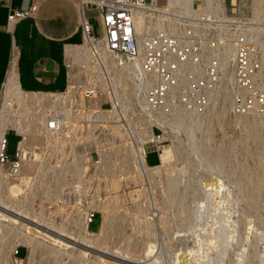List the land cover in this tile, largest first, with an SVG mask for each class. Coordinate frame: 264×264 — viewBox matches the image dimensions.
<instances>
[{
    "label": "bare ground",
    "instance_id": "6f19581e",
    "mask_svg": "<svg viewBox=\"0 0 264 264\" xmlns=\"http://www.w3.org/2000/svg\"><path fill=\"white\" fill-rule=\"evenodd\" d=\"M160 1L161 0H153L152 4L147 5L146 7H144V9H139L135 12L134 23L136 32L140 38H143V35L149 33V31L154 30L158 27L164 28L168 31L170 30V32L173 31V29L175 32H179L181 27L180 25H174L172 27V19H170L171 16L164 15V17L162 18L159 17L160 15L165 13H168L169 15L174 14L175 16L179 17L184 14H189L193 12V15L197 18L201 16L205 17L206 15H209L211 13H217L221 15L226 10V0H167V5H161L159 3ZM233 1L236 2V0ZM259 12L260 10L256 9L255 13L258 14ZM67 55L68 57L73 58V64L71 65L69 90L66 92V94L61 93L54 95L49 93H26L22 91L17 81L15 64H13V68L5 84L2 111H0V141L3 138L6 130H8L9 128L17 130V132L24 137V140L20 144V152L21 156L24 155L26 159L24 160V164L21 169L22 171L17 175L6 173L4 168L0 166V238H3L2 236H4V229L6 230L5 234L8 233L6 234L8 235V237H5V239H8L6 240L7 242H5L6 244L4 245L3 243H1L4 246L3 249L6 251V255L5 257L1 255L0 260L4 261L5 264H13V256L17 248L18 242L17 241L15 244L14 241L20 238L22 240L21 244L24 243V245L30 248L31 255L37 252L38 255H40V258L43 255L50 261L52 258L53 261H60V259L62 258H67L70 260V263L74 261L77 264H264V228L262 227V225L264 224V216L261 215L263 217L261 218L256 214V212H259L255 207L258 205L257 203L253 205L251 202L253 207H251V204L249 205V207L251 208L248 212L250 213H247L244 210H241L240 212L239 210H237L238 208H234L235 203L238 202L235 198L238 197V199H240V195L237 194L235 191H232L223 181V177L219 176L222 170L225 169L224 171H227L228 169L226 168L228 155L226 154L227 157H225L226 155L224 156V153L226 152L223 153V150L220 147L223 155L219 153L220 151L217 152V154H220L218 156L217 154H215L214 151L213 155L215 154V157L206 156L207 154H204L206 157L205 160L209 166L207 167L208 170L211 167L216 169V167L214 166L218 165L222 168L220 172L217 169L220 174H212L213 176L209 180H207V182H203L204 184L202 183V186L200 183L199 186L201 187L198 192H195L194 190L196 194L194 195V198L199 200H194L197 204L196 209L194 211V216H192L191 213L190 214L193 218L192 220L195 221L194 225L196 226L189 227V218H184L183 214L181 216H183L184 221L181 220V218L179 217L177 219L186 223L188 222L189 226L184 227L183 225H181L182 223L179 222L178 223L181 226H178V223V225L175 226V222H172L173 224H175V227L173 225L171 226L172 223L169 224L168 222H171L173 218H171L170 221V218L168 216L172 214L167 215V213H170V209H173L174 211V208H172L170 205L171 208L168 211V208L165 209L166 207L164 205H166L165 203L169 202L173 204L179 198V196H176L175 193L173 194L170 191L172 193L171 195V193L167 191L170 190L169 187L171 188V186H178L175 182V178H173L174 176H172L171 173L175 171L174 168L176 169V167H174L175 163L178 161L176 159L180 158L183 152V150L181 151V149H183L182 141L177 137L169 136V138L171 139V143L168 145H164L161 148L162 151L160 153V163L157 165H150L145 159L146 151L144 143H159L164 139H167L166 136H149L148 134H142L140 131H138L135 136L138 140H143V147H135L132 140L130 141L132 135L129 133H125L122 127L120 126L121 124L118 123L119 115L117 113H115V115H113L111 119H108V116L110 114L102 113L97 117V119H95V123L99 122L104 126H107L112 133L117 135V151L122 153V156H119L120 158L118 159V165L120 166V168H122V165L128 166V170L124 171L126 173V176L122 178V175H114L112 179L106 182V185L103 184L104 195L96 203H94V201L92 200L87 205H85L84 208H80L78 206L73 205L74 208L71 209L72 213L66 210V214L61 216L59 219L45 217L43 216L41 211L32 210L29 206V208L27 207L25 201H29V199L25 200V198H29L30 195L40 193L41 196H45V199L49 200L51 205H53L55 213H57L58 216L62 212L64 213L66 209V202L69 196L72 195L70 193H64L60 196V193L61 190H65L66 192L69 191V187L71 185H59L60 187L58 186V188L56 189L54 188V184H52V187L54 189H51V184H49V182L53 183L54 180L57 179L59 182L61 180L65 181L66 175L68 176L79 173V169L75 161L69 157L64 159L61 163L69 164L67 168H62L57 172L54 171V173H56L55 175H57L58 178L54 180L50 179V177L39 178V174L41 172V169L43 168V165L45 164L50 155L53 159L55 156H57L56 151L58 149L64 148L66 144L70 143V145L66 147L67 152L71 154L70 156L73 155L76 158V155H78L77 149H79L80 145L84 146V143L81 142V140H83V135L85 134V131H83L82 133L80 132L81 138L79 139H72L70 137V131L82 126L83 124L75 127L71 126L65 130H62V132L58 134H52L46 131L44 116L40 117L34 114L35 109L41 107L42 105H46L48 107L54 106L56 99H60V102H62L63 100H68L70 99L69 97H71L74 101L73 103H75V99H77L82 105L85 103L84 96L79 90L83 82L86 79L88 80L90 78V75L88 73L84 77L80 68L81 61H85L89 58L87 47L85 44L74 46L71 45L68 47ZM233 60V50L229 49V51L225 54L224 58V64L226 65L227 74H225L226 76L224 77V72L219 67L220 72L222 73V83L221 85L219 84V87L216 89L215 93L213 92L211 94V101L209 104L210 106L205 115L201 117L184 116L175 122V127L172 126L171 128H174L179 132H182L186 129L187 131H191L196 125L197 127L200 126V128H202L201 126H203V123L207 119H209L210 123H212L216 120L219 121V119H221L220 117L226 116H232L236 123H241L242 126H244V129L249 128L247 130H254L255 132L261 127L264 122V116L257 115L256 113L250 114V116H238L232 111V77L228 72ZM108 74L117 87L129 89L130 85H128L126 81H132L133 87L136 89L138 96H140L142 89L139 88L141 87L142 74L140 72L139 65H137V69L125 71L124 69H119L117 64L112 60L108 63ZM98 80L101 85L105 82L104 77L100 74V72L98 73ZM218 103L223 104V107L221 105L222 109L219 110L221 112H218L220 114H215L216 112L214 111L216 110V108L214 109V107H216L215 105H217ZM206 129L208 130V128ZM261 129H263V126L262 128H260V130ZM201 130L202 129H200V131ZM194 131L196 130L194 129ZM193 132L192 134L194 135V137L192 138L194 139L196 137V133ZM209 132L211 138V135L214 131ZM254 132L251 131L252 134ZM188 133H190L191 135V132ZM248 133L249 131L247 132V134ZM202 135H200V138H203L202 142H204L207 137H202ZM256 135L257 134H255L254 136ZM251 136L252 135H250L249 137ZM254 136H252V138H254ZM249 137H244L245 142L247 138L249 139ZM38 138H40L39 140H41L42 146L44 145L45 147H50L52 149L42 150L39 154H34L35 150L32 149L36 146V144L29 143L28 141L29 139ZM195 139L197 140V137ZM254 140L255 139H253V141ZM192 141L193 140H191V143H194V141ZM210 141L211 140H208L206 143ZM251 141H247L248 144H250ZM196 142L197 141H195V144L197 145ZM224 144L225 143L219 145L223 146ZM118 145H123L124 148H126L121 151V148H119ZM199 145L194 146L196 147V149L198 148L196 152L200 150L199 148L201 145ZM204 145L203 147L208 148L206 145ZM230 146L232 147V145ZM203 147H201V149H204ZM231 147L227 148H230L231 150ZM213 149H215V146L213 147ZM1 150L2 149L0 145V153ZM204 151L206 150L204 149ZM27 152H30L31 154H26ZM254 152L255 150L251 154L253 155ZM198 155L200 156V154ZM99 156H102V154ZM141 160H143V162ZM175 160L176 162H174ZM230 165L232 164L230 163ZM104 167L106 169L107 166ZM235 167L233 166V168ZM242 167L244 166L242 165ZM248 168L250 169V167ZM105 169L98 168L97 173H99V175L97 179L88 180L87 185L94 186L95 188L100 189L102 187L101 177L102 174L106 172ZM229 169L231 170L232 168ZM213 171L215 172V170ZM178 173H180L179 170ZM224 173L225 172H223V175ZM29 174L33 175L32 179H28ZM255 174H257V172ZM36 176H38V178H36ZM180 176L181 175H179V177ZM247 176H249L247 183L244 184V186L243 184H239L240 186L242 185V188H240V193L242 192L241 195L245 194L244 192L249 189L253 190L254 188H257V191L260 190L259 187L261 188V190L264 189V187H262L264 185V171L262 172V174L260 173L256 176ZM253 176H255V178ZM179 177L177 178V180H179ZM227 178L229 177L227 176ZM127 179L128 181L133 180L136 183V189L128 191L126 193V197L131 201L130 206H124L122 204L125 199V195H121V193L115 189V187L120 185L121 181H125ZM238 180L239 179L237 178L236 182H238ZM179 181L177 182L179 183ZM189 181L190 180H188V182ZM44 182L45 184L48 182V186H45ZM193 183L196 184L195 181ZM189 184L191 185V182ZM36 185L42 186V188L39 187V189H37ZM160 185L168 186L166 191L162 190V192L167 196L166 198L161 199V201L163 200L162 202L158 198L160 197L159 194H157L156 192L157 186ZM239 185L237 187H239ZM166 186L164 189H166ZM46 187L49 190H47ZM15 188H19L23 192L25 196L24 199H18L13 195V191ZM176 188L173 187L171 189H175L174 191L178 193V190ZM234 192L239 196H236ZM248 192H246V194ZM90 193H93V190ZM182 193L181 195H183ZM187 194L189 193H185L186 197ZM191 194L194 193L191 192ZM250 194H252V191L250 192ZM75 196L76 195H73L72 198H74ZM180 197L185 198L182 196ZM263 197L261 198L263 199ZM187 198H185L186 201ZM257 198L256 200H258L260 197L258 199ZM185 199L181 201V203L184 201V205L186 202ZM241 199L239 201L243 202ZM263 202L261 203L264 204ZM261 203H259L260 207H262ZM87 206L94 208V211H101L103 213L104 221L100 233L93 234V232L88 230L87 227H89V213L84 216L85 222L83 223L82 228H80L79 233L74 232L70 228V225L76 222V218L85 212ZM176 206L178 207V205ZM153 207L156 210H152ZM187 207L189 208V205ZM260 207L259 210H262V208L260 209ZM239 208L241 209V207ZM183 209L178 210L183 211ZM246 209L248 210V208ZM127 217H131V220ZM127 222H132L135 225V232L137 234L145 236H143V241L140 242L138 241L139 239L133 241L134 238L132 237V241L127 239L128 242L124 243V246L120 245L122 240L120 242L110 243L108 241L109 235L111 234L113 236H118L120 233H122L121 231L123 230ZM167 223L171 226V228H169L170 226L167 227ZM131 228H133V226ZM126 229L127 228L125 227L124 230ZM159 231L161 232V234L159 233ZM132 233H134L133 229ZM159 234L163 237L161 238L164 242V247L166 246L165 250L168 251L169 254H166L167 256L163 255V252L161 253L157 247L158 244L156 241H158L157 237L160 236ZM222 234L225 235V238L223 240L221 239ZM119 236L122 237L123 234L122 236ZM125 236L127 237V235L125 234L123 236V239L126 238ZM160 250L162 251V249ZM42 259H44V257H42ZM0 263L2 264V262Z\"/></svg>",
    "mask_w": 264,
    "mask_h": 264
},
{
    "label": "built area",
    "instance_id": "2783aa9c",
    "mask_svg": "<svg viewBox=\"0 0 264 264\" xmlns=\"http://www.w3.org/2000/svg\"><path fill=\"white\" fill-rule=\"evenodd\" d=\"M0 2L7 4L9 0ZM152 2L79 0L82 44L86 45L89 55L80 64L84 77L87 73L90 75L79 90L85 103L83 107L76 108L69 97L62 102L56 99L52 107L42 105L36 108L34 114L44 116L46 131L58 134L71 126L95 123L102 113L110 114L108 119L117 113L123 131L133 135V144L138 148L143 147V140L135 136L138 131L143 133V129L151 127L159 137L166 132L172 133L171 127H175V122L184 116L205 115L211 94L222 83L220 69L224 77L227 74L224 58L229 49L234 54L228 72L232 77V111L238 116L254 113L264 116V0H226V10L221 15L211 13L196 18L193 12L179 17L165 13L159 17L171 16L172 27L180 25V31L173 29L170 32L158 27L140 38L134 23L135 12ZM256 9L260 10L258 14L255 13ZM89 10L96 17L99 33L94 32V25L87 14ZM33 11H36L35 7L28 12L11 11L7 29L11 30ZM72 60L66 55L69 83ZM112 60L125 71L137 69L139 65L142 74L139 97L132 96L128 88L117 87L109 77L108 63ZM99 72L105 81L102 85L98 80ZM68 90L69 85L61 93L66 94ZM11 132L18 137L12 156L8 154V135ZM23 140L24 137L17 130L9 128L0 141V166L9 174L17 175L22 171L26 159L20 152ZM165 143H144L146 161L149 154L154 152L160 162L161 148ZM35 149L36 146L32 150ZM94 157L96 161H101L98 151ZM61 163L52 161L49 167L57 164L54 170L57 172L69 166ZM51 175L47 174L48 177ZM86 176L93 177L89 176V171ZM67 178L72 181L75 177L69 175ZM98 214V211H90L89 225ZM18 254L16 249L14 255Z\"/></svg>",
    "mask_w": 264,
    "mask_h": 264
},
{
    "label": "rangeland",
    "instance_id": "374dc122",
    "mask_svg": "<svg viewBox=\"0 0 264 264\" xmlns=\"http://www.w3.org/2000/svg\"><path fill=\"white\" fill-rule=\"evenodd\" d=\"M161 5H167V0H161L160 2H159ZM90 20H91V22H92V24L94 25V32H96V33H99V25H98V22H97V20H96V17H94V15H93V13H90ZM127 82V84L128 85H130V88H129V90H130V93L132 94V96H134V97H139L138 96V94H137V91H136V89L133 87V84H132V81H126ZM133 87V88H132ZM127 90V89H126ZM74 102V101H73ZM74 104V107H83L84 106V104L82 105L77 99H75V103H73ZM221 105H222V107H223V104H221V103H218L217 105H215L216 107H214V109L216 108V110L214 111V112H216L215 114H220V113H218V112H221V111H219V110H221L222 108H221ZM221 119H219V121H217V123H216V121L215 122H212V123H210V121H209V119H207V120H205V122L203 123V126H201L202 128H200V126H198L197 127V125L196 126H194V129L196 130V131H194V129L193 130H188L187 131V129L186 130H183L182 132H179V131H177L176 129H174V128H171V130H172V133H164L162 136H166V138L167 139H164L163 140V142H166L165 143V145H168V144H170L171 143V139L169 138V136H173V137H177V138H179V139H181V141H182V148L183 149H181V151L183 150V152H182V154H181V156H180V158L182 159H180V158H178V159H176V160H178L177 162H176V160L174 161V162H176L175 163V165H174V167H176V169L174 168V170L176 171V173H175V171H173L174 172V174H173V172L171 173V175L172 176H174L173 178H175V182H176V184L178 185V186H176V185H174V186H171V188H173V187H177L176 189L178 190V193H176V191H174L175 189H171L170 187H169V189L170 190H168L167 192H169V193H175V195L176 196H179V198L181 199H179L178 198V200H176V202H174L173 204L172 203H165L166 205H164L166 208L165 209H167L168 211H169V209L172 207V208H174V211H173V209H170V213L168 212L167 213V215H169V214H172V215H169L168 217L170 218V221H171V218H175L174 220L172 219V221L171 222H168L169 224H171L172 222L174 223L175 222V224H171V226L173 225H175V226H177L179 223H182L181 225H183L184 227H188L189 226V223H190V226L189 227H194V226H196V225H194L195 224V221H193L192 219V217H191V214H192V216H194V211H195V209H196V201L197 200H199V199H196V198H194V195H196L195 194V192H198V190L200 189V187L205 183V182H207V180H209L213 175L212 174H220L219 176H221V177H223L222 179H223V181L227 184V186L232 190V191H235L237 194H239V195H237L235 192V194H236V196H239V198L241 199V196H242V201L243 202H241V201H239L240 199H238V197L237 198H235L238 202V204L237 203H235V205H234V208L236 207V208H238L237 210H239L240 212H241V210H244V211H246L247 213H250V212H248L249 211V209L251 208V207H253V205L255 204V203H257L256 205L257 206H255L256 207V209H257V211H259V212H256V214L259 216V217H261V218H263L262 216H264V204H262L261 202H263L264 201V189H262L261 190V188L259 187V191H257V188L255 189H253V190H251V189H249V190H246L244 193L245 194H243V195H241L242 194V192L240 193V188H242L239 184H243V186H244V184H246L247 183V180L249 179V176H247V175H250V176H252V175H258V174H262V172L264 171V122H263V124L261 125V127L260 128H262V126H263V129H261L260 130V128L259 129H257L255 132H254V130H247V129H249V128H246V129H244V126H242V124L241 123H239L238 124V122L236 123L235 122V120H234V118L232 117V116H226V117H220ZM224 118H225V120H224ZM230 118V119H229ZM224 120V121H223ZM98 122V121H97ZM223 124H222V123ZM230 122V123H229ZM210 123V124H209ZM219 123V124H218ZM221 123V124H220ZM233 123H235V124H233ZM206 125H208V126H206ZM235 125H237V126H235ZM210 126V127H209ZM214 127V128H213ZM204 128H205V130H204ZM206 128H208V130L206 129ZM209 128H210V130H209ZM212 128V129H211ZM200 129H202L201 131H200ZM214 129V130H213ZM206 130H207V132H206ZM244 130H245V132H244ZM83 131H85V134L83 135V140H81V142H83L84 143V146H82V145H80L79 146V149H77V151H78V155H76L77 157L75 158L73 155L72 156H70L71 154H69L68 152H67V149H66V147L67 146H69L70 145V143L69 144H66L65 145V149L64 148H61V149H58L57 151H56V153H57V156H55L54 157V159L53 158H51V155L49 156V158L47 159V161L45 162V164L43 165V168L41 169V172H40V174H39V178H47L48 176H47V174H52L51 175V177H50V179L51 178H53V180L54 179H56V178H58V176L57 175H55L56 173H54V170H55V168L57 167V164H52V166H50L49 167V162L51 163L52 161H54V162H62L64 159H66V158H71L72 160H74L75 161V163H76V165H77V167H78V169H79V173H77V174H74V177L75 178H72V181H69V180H67L68 178V176L66 177V180L64 181V180H61L60 182L58 181V179L57 180H54V182L53 183H50L49 182V184H51L50 186H51V189H54V188H58V186L60 185V186H64V184H69V185H71L69 188H70V190L69 191H65V190H61V193H60V196L61 195H63L64 193H70L72 196H69V198H68V200H67V202H66V209H65V212L63 213H61L59 216H58V214L57 213H55V210H54V208H53V205H51V203L49 202V200H46L45 199V196H41L40 195V193H36V194H34V195H30L29 196V198H25V196H24V194H23V192L19 189V188H15L14 189V191H13V195L16 197V198H18V199H24L25 198V200L26 199H29V201H25L26 202V204H27V207L29 206L32 210H39V211H41V213L43 214V216H45V217H50V218H52V219H59L61 216H63V215H65L66 214V210H68L70 213H72V211H71V209L72 208H74L73 207V205H75V206H78V207H80V208H84V206L85 205H87L90 201H94V203H96L101 197H103V195H104V189H103V186L104 185H106V182H108L110 179H112L113 178V176L114 175H122V178L124 177V176H126V173L124 172V171H127L128 170V166L127 165H122V168H120V166L118 165V162H119V156L121 155L122 156V153H120L119 151H117L118 149H117V144H116V141H117V135L116 134H114V133H112L110 130H109V128L107 127V126H104L103 124H101V123H93V124H86V123H84L82 126H80V127H78V128H75V129H73V130H71L70 131V137L72 138V139H79V138H81L80 137V132L82 133ZM194 131V132H193ZM206 133H205V132ZM209 131H214L213 133H212V135H211V138H210V132ZM249 131V133H250V135H252V136H254L255 134H257L256 136H254V138H252V136L251 137H249L250 135H249V133L247 134V132ZM251 131L252 132H254L253 134L251 133ZM258 131V132H257ZM260 131V132H259ZM188 132H191V135H190V133H188ZM192 132L193 133H196V137H197V140L194 138H192V137H194V135L192 134ZM142 133V132H141ZM200 133H205V134H200ZM142 134H148L149 136H156L155 135V133L153 132V130L151 129V127H149V128H147V129H143V133ZM207 134V135H206ZM247 134V135H246ZM89 135V136H88ZM132 135V134H131ZM200 135H202V137H209L208 138V140H211L210 142H208V143H206L208 140H207V138H206V140H204V142H202L203 141V138H200ZM133 136V135H132ZM224 136H226V137H224ZM244 137H249V139L247 138L246 139V142H245V138ZM256 137V138H255ZM189 138H192V139H189ZM251 138H252V141H251ZM40 138H38V139H29V143H33V144H36V149H35V152H34V154L36 153V154H39L42 150H51L52 148H50V147H45L44 145L42 146L41 145V140H39ZM93 139V140H92ZM202 139V140H201ZM253 139H255L254 141H253ZM8 140H9V147H8V154L9 155H13L14 153H15V148H16V144H17V141H18V137L14 134V132H11V133H9V135H8ZM131 140H132V137H131ZM191 140H193L194 141V143H191ZM201 140V141H200ZM224 140V141H223ZM251 141L250 142V144H248V142L247 141ZM192 141V142H193ZM195 141H197L196 143H197V145H199L200 146V152L198 151V152H196V150H198V148L196 149V147H194V146H197L196 144H195ZM213 141V142H212ZM244 142V143H242V142ZM162 142V141H161ZM161 142H159V143H161ZM199 142H201V143H199ZM240 142H241V144H240ZM38 143V144H37ZM189 143V144H188ZM202 143H204L208 148H206V147H203V145L204 144H202ZM210 143V144H209ZM214 143V144H213ZM223 143H225L223 146H224V148H223V146H221ZM245 143H247V144H245ZM195 144V145H194ZM219 144H221V145H219ZM232 145V147L230 146V145ZM191 145V146H190ZM204 145V146H205ZM210 145V146H209ZM241 145H244V146H241ZM249 145H251V146H249ZM119 146V148H121V151L122 150H124L125 148H124V146L123 145H118ZM134 146L136 147V145L134 144ZM198 146V147H199ZM215 146V149H213V147ZM201 147H203L206 151H204V149H201ZM209 147H211V148H209ZM217 147V148H216ZM220 147L222 148V150H223V153L224 152H226V153H224V156L227 154L228 155V160H227V165H226V168H228L227 169V171H224V170H222L221 172H220V170H221V168L222 167H220L219 165L218 166H214V167H216V169H214L213 167H211V168H209V170H208V168L207 167H209L208 166V164H207V162H206V160H205V155L206 156H216L215 154H217V152L218 151H220L219 153H221V155H223V153H222V150L220 149ZM227 147H231V150H230V148H227ZM244 147V148H243ZM250 147H252V148H250ZM39 148H41V149H39ZM225 148H226V150H225ZM249 148H250V150H249ZM209 149H211V150H208ZM218 149V150H217ZM246 149H247V151H248V153H247V151H246ZM252 150V151H251ZM255 150V152H256V154H255V152H254V154L252 155L251 153H253V151ZM257 150V151H256ZM98 151V155H101L102 154V156H99V157H101V161H96L94 158V154H95V152H97ZM195 153H194V152ZM203 151V152H202ZM214 151H215V154L213 155V153H214ZM246 151V152H245ZM205 152H207V153H205ZM208 152H210L211 153V155H210V153H208ZM228 152H230V153H228ZM217 154V156L218 155H220V154ZM246 153H247V155H246ZM250 153V154H249ZM259 153V154H258ZM198 154H200V156L202 157H200ZM205 154V155H204ZM250 156H249V155ZM54 155V154H53ZM227 155L225 156V157H227ZM199 156V157H198ZM183 157V158H182ZM249 157H251V158H249ZM229 158H230V161H229ZM151 159V160H150ZM199 159H201V160H199ZM179 160H180V162H179ZM203 160H204V162H203ZM147 161H148V163L150 164V165H157V164H159L160 162H159V160H158V157H157V154L156 153H151V154H149V156H148V158H147ZM234 163H233V162ZM263 161V162H262ZM232 164V165H230V163ZM244 162V163H243ZM260 162H262V163H260ZM228 163H229V165H228ZM238 165H237V164ZM207 164V165H206ZM234 164V165H233ZM249 164H250V166H249ZM252 164H253V166H252ZM93 165L95 166V168H96V171H95V169H94V167H93ZM235 165H236V167H235ZM242 165L244 166V167H242ZM104 166H107L106 167V169H105V167ZM232 166V167H231ZM233 166L237 169H235V168H233ZM250 167V169L248 168V167ZM261 166H263V167H261ZM181 168V170H180V168ZM184 167V168H183ZM218 167V168H217ZM246 167V168H245ZM51 168V169H50ZM98 168H100V169H105L106 170V172H104L103 174H102V177H101V183H102V187L100 188V189H97V188H95L94 186H88L87 185V181L88 180H92V179H97V177H98V175H99V173H97V169ZM229 168H232V169H235V170H230ZM245 168V169H244ZM48 169H50V170H48ZM219 170V172H218V170ZM5 170V169H4ZM178 170H179V172L180 173H178ZM213 170H215V172L213 171ZM242 170H245V171H242ZM248 172H247V171ZM250 170V171H249ZM89 171V176H93V174H94V172H95V174H94V176L93 177H87L86 176V173ZM233 171V172H232ZM255 171V172H254ZM261 171V172H260ZM6 172V171H5ZM223 172H225L224 173V175H223ZM227 172H228V174H227ZM231 172V173H230ZM242 172V173H241ZM249 172H251V173H249ZM257 172V174H255ZM7 173V172H6ZM230 173V174H229ZM236 173V174H235ZM245 173V174H244ZM247 173V174H246ZM232 174H234V175H232ZM179 175H181L180 177H179ZM225 175H227L229 178H230V180H229V178H227V176H225ZM230 175H232V176H230ZM70 176H73V175H70ZM179 177V180H177V178ZM255 176H253L254 178H255ZM177 177V178H176ZM235 177V178H234ZM241 177V178H240ZM33 178V175H31V174H29L28 175V179H32ZM36 178H38V176H36ZM49 178V177H48ZM188 178V179H187ZM234 178V179H233ZM237 178L239 179L238 180V182H236L237 181ZM244 180H243V179ZM245 178H246V180H245ZM193 181H192V180ZM202 179V180H201ZM226 179V180H225ZM233 179V180H232ZM53 180H51V181H53ZM188 180H190L189 182H188ZM56 181H58V182H56ZM177 181H179V183L177 182ZM195 181V183L196 184H194L193 182ZM232 181V182H231ZM245 181V182H244ZM37 182V181H36ZM191 182V185L189 184ZM198 182H199V184H198ZM204 182V183H203ZM48 183V182H47ZM45 184V182H44V184H45V186L47 185L48 186V184ZM56 183H57V185H56ZM186 183H187V185H188V189H187V185H186ZM200 183H201V186H199L200 185ZM203 183V184H202ZM233 183V184H232ZM237 183V184H236ZM52 184H54V188L52 187L53 185ZM104 184V185H103ZM192 184H194V185H192ZM37 185H38V183H37ZM36 185V186H37ZM56 185V186H55ZM186 185V186H185ZM234 185H236V186H234ZM239 185V187H237ZM59 186V187H60ZM165 186L166 185H160V186H157V188H156V192H157V194H159V196L160 197H158L159 199H160V201H161V199L163 198H166L167 196L162 192V190L164 191H166L167 190V187L168 186H166V189H164L165 188ZM194 188H193V187ZM195 186H196V188H195ZM39 187H41L42 188V186H37V189H39ZM94 187V188H93ZM262 187H264V185L262 186ZM179 188V189H178ZM185 188H186V190H185ZM191 188V189H190ZM239 188V189H238ZM46 189L47 190H49L47 187H46ZM50 189V190H51ZM115 189L116 190H118L120 193H121V195H125V199H124V201L122 202V204L124 205V206H130V203H131V201L126 197V193L128 192V191H132V190H134V189H136V183L133 181V180H129L128 181V179L127 180H125V181H121V183H120V185L119 186H117V187H115ZM183 189H184V191H183ZM197 189V190H196ZM92 190H93V193H90V192H92ZM194 190H195V192H194ZM171 191V192H170ZM183 193H182V192ZM192 193H194V194H191V192ZM248 191H252V194H250V192H248ZM262 191V192H261ZM187 192V193H189V194H187V197L189 198H187L186 197V195H185V193ZM246 192H248L247 194H246ZM253 192H254V194H253ZM255 192H256V194L257 195H259V196H257L256 194H255ZM258 192H259V194H258ZM261 192V193H260ZM172 193H171V195H172ZM181 193L183 194V195H181ZM164 196H163V195ZM73 195H76L74 198H72L73 197ZM162 195V196H161ZM189 195V196H188ZM247 195H248V197H247ZM253 195V196H252ZM256 195V196H255ZM263 195V196H262ZM180 196H182V197H185V198H187V201H186V199L185 198H181ZM191 196V197H190ZM193 196V197H192ZM235 196V197H236ZM196 197V196H195ZM254 197H263V199L261 198H257L258 200H256V198H254ZM56 198V197H55ZM54 198V199H55ZM191 198V199H190ZM192 198H194V199H192ZM183 199H185V201L186 202H188V203H186L185 202V205H184V201L181 203V201L183 200ZM244 199V200H243ZM253 199V200H252ZM151 200V199H150ZM194 200H196V201H194ZM261 200V201H260ZM163 201V200H162ZM161 201V202H162ZM180 201V202H179ZM191 201V202H190ZM192 201H193V203H192ZM249 201V202H248ZM251 202H252V204H251ZM261 203L262 205V207H260V205H259V203ZM179 203V204H178ZM190 203V204H189ZM246 203H247V205H246ZM264 203V202H263ZM164 204V203H163ZM168 204H169V206H168ZM183 205V207H184V209H183V207H182V205ZM193 204V205H192ZM245 204V205H244ZM251 204V207H249V205ZM170 205H171V207H170ZM172 205H174V206H172ZM176 205H178V207L176 206ZM181 205V206H180ZM189 205V208L187 207ZM240 205V206H239ZM192 208H191V207ZM242 206H243V208H245V209H243L242 208ZM28 207V208H29ZM176 207V208H175ZM181 207V208H180ZM239 207H241V209L239 208ZM259 207H260V209L262 208V210H259ZM183 209V211L182 210H178V209ZM246 208H248V210L246 209ZM176 209V210H175ZM186 209V210H185ZM190 209V210H189ZM94 211V208H92V207H86V210H85V212L82 214V215H79L77 218H76V222L75 223H73V224H71L70 225V228L74 231V232H76V233H79L80 232V228H82V225H83V223L85 222V220H84V216L87 214V213H90V211ZM152 210H156L154 207L152 208ZM167 210H166V212H167ZM176 211V212H175ZM183 213H182V212ZM186 211V212H185ZM188 211V212H187ZM99 212V214H98V216H97V218L96 219H94L93 220V222H92V224H91V226H90V229H89V227H87L88 228V230H90L91 232H93V234H97V233H100V230H102V226H103V221H104V216H103V213L101 212V211H98ZM155 212V211H154ZM180 212H181V214H180ZM177 213H178V215H177ZM191 213V214H190ZM259 213V214H258ZM261 213V214H260ZM176 214V215H175ZM179 214H180V216H179ZM184 215V218H189V220H188V222L186 223V222H183L184 220H183V216H181V215ZM187 214V215H186ZM189 214V215H188ZM186 215V216H185ZM262 215V216H261ZM171 216V217H170ZM175 216V217H174ZM189 216V217H188ZM181 218V220H183V221H181V220H179V219H177V218ZM103 218V219H102ZM127 218H131V217H127ZM190 219H191V221H190ZM131 220V219H130ZM179 220V221H178ZM263 220H264V218H263ZM181 221V222H180ZM179 222V223H178ZM166 224L167 225V227L168 226H170L169 224ZM178 223V224H177ZM132 224V225H131ZM188 224V225H187ZM180 224L178 225V226H181ZM186 225V226H185ZM264 225V224H263ZM262 225V227L264 228V226ZM128 226V227H127ZM133 226V228H131ZM171 226L169 227V228H171ZM174 226V227H175ZM125 227L127 228L126 230H124L125 229ZM182 228V227H181ZM132 229H133V232L134 233H132ZM135 230H136V227H135V225L132 223V222H127V224H125V226H124V228H123V230L121 231L122 233H120L119 235H121L122 236V234H123V236L126 234L127 235V237L126 238H124L123 239V236L122 237H120L119 235L117 236V235H115V236H113V235H109V238H108V241L110 242V243H112V242H120L121 240H122V242H121V244L120 245H122V246H124L125 244L124 243H127L128 242V240H131L132 241V239H133V241L135 240H138V241H143V239H144V237L142 236V235H140V234H137L136 232H135ZM8 231V230H7ZM123 231H125V232H123ZM5 232H6V230L4 229V236H2L3 238H0V244L1 243H3L4 245L6 244L5 242H7L6 240H8V239H5V237L7 236L8 237V235H6V234H8V233H6L5 234ZM125 233V234H124ZM159 233L161 234V232L159 231ZM134 236H133V235ZM159 234V235H160ZM140 235V236H139ZM159 235H157V236H159ZM162 235H163V233H162ZM138 236V237H137ZM142 236V237H141ZM225 235L224 234H222V236H221V239L223 240L225 237H224ZM130 237V238H129ZM133 237V238H132ZM162 236L160 235L159 237H157V239H158V241H156L157 242V244L159 245H157V247H158V249H159V251L162 253L163 252V255H165V256H167V255H169L168 254V251H166L165 249H166V246L164 247V242H163V240H162V238H161ZM119 238H121V239H119ZM128 239V240H127ZM125 240H126V242H125ZM18 241V242H17ZM16 242H17V250L19 251V254L18 255H14L13 256V264H69L70 262V260L69 259H67V258H62V259H60V261H53V258L51 259V261L48 259V258H45V256L43 255V256H41V258H40V255H38V253H37V255H38V257H37V255H36V253H34V254H32L31 255V250H30V248L28 247V246H26V245H24V243L23 244H21L22 243V240L19 238L18 240H15L14 241V243L16 244ZM3 244H1L0 245V256L1 255H3L4 257H5V255H6V251L3 249ZM161 244V245H160ZM2 246V247H1ZM121 246V247H122ZM162 247V248H161ZM164 248V249H163ZM3 249V250H2ZM160 249H162V251L160 250ZM1 251H3V252H1ZM5 251V252H4ZM165 253V254H164ZM167 254V255H166ZM42 257H44V259H42ZM35 258V259H34ZM37 258V259H36ZM42 259V260H41ZM37 260V261H36ZM49 260V261H48ZM63 260V261H62ZM41 261V262H40ZM48 261V262H47ZM0 262H2V264H5L4 263V261H1L0 260ZM43 262H45V263H43ZM52 262V263H51ZM57 262V263H56ZM74 262V261H73ZM70 263V264H77L76 262H74V263ZM1 264V263H0ZM78 264H81V263H78Z\"/></svg>",
    "mask_w": 264,
    "mask_h": 264
},
{
    "label": "crops",
    "instance_id": "0c3cea01",
    "mask_svg": "<svg viewBox=\"0 0 264 264\" xmlns=\"http://www.w3.org/2000/svg\"><path fill=\"white\" fill-rule=\"evenodd\" d=\"M33 7L36 11L29 17L7 29L11 11L28 12ZM82 43L79 0L0 2V106L13 64L22 91L64 92L69 85L68 47Z\"/></svg>",
    "mask_w": 264,
    "mask_h": 264
}]
</instances>
